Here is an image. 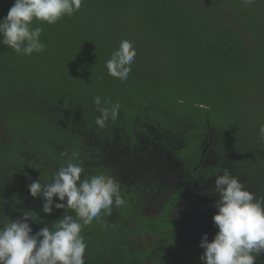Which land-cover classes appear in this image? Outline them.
Returning <instances> with one entry per match:
<instances>
[{
    "label": "trees",
    "instance_id": "obj_1",
    "mask_svg": "<svg viewBox=\"0 0 264 264\" xmlns=\"http://www.w3.org/2000/svg\"><path fill=\"white\" fill-rule=\"evenodd\" d=\"M14 2L0 0V19ZM35 26L43 28L40 53L19 55L0 43V223L27 213L35 234L60 219L64 209L44 213L28 186L51 182L75 152L82 178L113 176L125 200L84 227L87 264H205L200 243L205 233L214 239L218 210L199 216L176 208L189 191L202 204L211 195L195 182L218 168L203 163L208 153L215 149L264 196V0H83L72 17ZM124 39L137 55L121 81L105 65ZM96 95L110 101L106 107L120 105L103 129ZM150 127L162 135L163 152L179 155L184 179L163 180L154 141L146 142ZM135 158L145 159L143 169ZM125 169L131 180L116 177Z\"/></svg>",
    "mask_w": 264,
    "mask_h": 264
},
{
    "label": "clouds",
    "instance_id": "obj_2",
    "mask_svg": "<svg viewBox=\"0 0 264 264\" xmlns=\"http://www.w3.org/2000/svg\"><path fill=\"white\" fill-rule=\"evenodd\" d=\"M254 2L242 0L245 6ZM82 3L83 0H15L7 16L0 19V43L19 55L40 53L46 48L40 39L43 28L33 27V21L56 24L65 16L72 17ZM136 55L133 42L122 40L106 61L108 74L126 81ZM93 103L100 114L95 119L99 128L119 118L118 102L109 108L106 105L110 101L96 95ZM259 131L264 136V125ZM76 157L78 153L73 152L51 182L33 180L28 186L33 198H43L44 213L64 209L60 219L35 234L27 213L0 223V264H86L84 227L94 219L111 215L113 206L121 207L125 200L113 176L101 171L82 178L85 168ZM214 190L218 199L213 206L218 211L212 219L218 231L211 242L206 233L202 236L200 247L204 252L200 259L205 264H256L264 253V196L249 191L227 168L216 176ZM54 197L60 202H54ZM69 210L74 215L67 214Z\"/></svg>",
    "mask_w": 264,
    "mask_h": 264
},
{
    "label": "rangeland",
    "instance_id": "obj_3",
    "mask_svg": "<svg viewBox=\"0 0 264 264\" xmlns=\"http://www.w3.org/2000/svg\"><path fill=\"white\" fill-rule=\"evenodd\" d=\"M149 133L151 135V137H147V141L146 142H150V141H154V146H155V151H156V156L153 157L152 159V163L153 164H160L162 170H165L164 172H162L163 175V180L165 181V183H174V181H179L184 179V177L186 176V171H185V167L184 164L180 161L179 159V155L177 154V157L174 156L172 153H168L167 149L165 150V152H163V146L161 145V143L163 142V139L160 141V137H162V135H159L157 133H155V129L154 128H149ZM210 133V132H209ZM164 135V134H163ZM208 135V133H207ZM145 137L143 138V142H145ZM145 147V143L141 144V148L143 149ZM178 152V151H177ZM167 154V155H165ZM219 157L220 154L214 149L211 150L208 155L203 159V163H206L207 165H212L210 167V169L212 170L215 167H218L214 172H213V176L207 178V179H203V178H198V182L197 180L195 181L196 183H199L200 180L204 181L203 182V186L204 188H211L212 192L210 193L211 195L208 196L206 198V203L202 204L200 201L201 200H193V193L191 191H189L187 193V198L183 199L181 202V204L179 206H177L176 211L177 212H181V214H188L189 212H193L196 213L199 216H206L208 213H211L212 211L215 210V207L213 206L215 204L216 199H218L216 192L214 190V180L216 178L217 175L222 174L223 169L227 168L230 170V172L237 176L235 173V170L231 167L230 164H228V162H219ZM143 160H138L137 158H135V162H136V166L139 167V169H143L144 166V161ZM118 177L124 179V180H131L132 177H130L131 172L129 171V169H125V174H122L121 172L118 173L117 172ZM122 175V177L120 176ZM243 182V181H242ZM244 183V182H243ZM245 187L246 184L244 183ZM200 187V186H197ZM201 188V187H200ZM247 188V187H246ZM159 195L161 194V191H158ZM158 201L162 200V197L157 198ZM157 200L152 203V210L154 209V207L157 204ZM193 201V202H192ZM162 205V204H161ZM159 206V205H158ZM150 209V210H151ZM157 210V209H156ZM143 238L138 237L136 240L137 241H141ZM141 243L137 244L140 245Z\"/></svg>",
    "mask_w": 264,
    "mask_h": 264
},
{
    "label": "flooded vegetation",
    "instance_id": "obj_4",
    "mask_svg": "<svg viewBox=\"0 0 264 264\" xmlns=\"http://www.w3.org/2000/svg\"><path fill=\"white\" fill-rule=\"evenodd\" d=\"M117 178H118V176H116ZM120 178V177H119ZM36 180H40L39 178L38 179H36ZM40 182H42V180L40 181ZM1 188H2V190H3V187L2 186H0ZM5 188V187H4ZM35 230L37 231V229L35 228ZM87 264V263H86ZM106 264H111V263H106ZM114 264H118V263H114Z\"/></svg>",
    "mask_w": 264,
    "mask_h": 264
}]
</instances>
